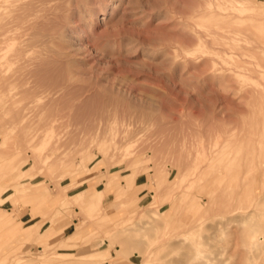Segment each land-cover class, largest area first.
Returning a JSON list of instances; mask_svg holds the SVG:
<instances>
[{
  "label": "rangeland",
  "instance_id": "374dc122",
  "mask_svg": "<svg viewBox=\"0 0 264 264\" xmlns=\"http://www.w3.org/2000/svg\"><path fill=\"white\" fill-rule=\"evenodd\" d=\"M44 1L1 45L0 264H264V0L241 58L204 0Z\"/></svg>",
  "mask_w": 264,
  "mask_h": 264
},
{
  "label": "bare ground",
  "instance_id": "6f19581e",
  "mask_svg": "<svg viewBox=\"0 0 264 264\" xmlns=\"http://www.w3.org/2000/svg\"><path fill=\"white\" fill-rule=\"evenodd\" d=\"M38 1L40 3H42V5H43L44 0H38ZM246 1H248V0H204V2L202 4L198 5L194 9H192V11H191L192 16H190L191 21H193L196 17L197 18L198 17L209 18V19H207L210 21L209 24L206 26L207 31L201 33L199 38H201V39L206 38V37L209 38L210 41L207 42L208 43L207 45L209 48H212L213 51L214 50L216 51V48H214V46H219L221 44V42H223L224 46L227 48L217 49V50H219V52H221V54L222 53H225L226 55L234 54L237 58H241L243 56H248L249 54H255L256 50L262 48L259 45L256 46V42L252 39L253 38L252 35H248L249 33L246 30L242 29L241 24H243L244 21L238 16V12H239L238 11V9H239L238 5L241 6V5L245 4ZM63 4H65V3H62L61 7L64 6ZM56 5L57 4H55L54 6H56ZM33 6L35 7L36 4L33 5L32 0H0V52L2 50H4L3 47H1V45L6 44L9 41H11L9 39L8 34L14 30H20L18 39L21 42V44H20V47L18 48V50L13 52V53H16L15 59H17L18 61H24L25 60L24 58L28 54L27 51L24 49V46L30 47V45H33L32 44L33 40L30 37L31 35L29 33V30L32 28V21H31L32 15L30 13L35 10ZM211 7H214L213 8L214 10H211ZM35 8H39V6H36ZM56 8H57V6H56ZM64 8H66V7H64ZM42 10H43V6L40 7V9L38 11H42ZM46 11H45V14H46ZM59 11L63 12V8H60ZM94 21L95 20L93 19L92 22H94ZM37 23H38V20H37ZM238 23H240V26H238ZM232 24H237V25L232 27ZM229 27L231 29H229ZM16 39L17 38H14L12 40H16ZM229 41H231V42L242 41V42H244L245 45H249V46H248V48H244V47L238 46L239 44L238 45L235 44L236 47L233 48V47L229 46ZM205 42L203 41V43H205ZM207 45H206V47H207ZM228 47H229V49H228ZM232 49L235 51H232ZM7 54H8V52H7ZM38 58L39 57H37L36 59H38ZM0 59H1V54H0ZM65 59H67V58H65ZM41 60H42V58H41ZM41 60L39 59V61H41ZM27 63L28 62H26L23 65V67H21V68L22 69L29 68L30 65H32V61L29 63V65ZM260 63H262V62H260ZM34 64H36V63H34ZM258 67H259V65L254 64L252 62H244V61L241 62V61H239V64L234 68L233 71H234V74H237L239 76L247 77L249 75L252 79H254L255 75L263 73L258 69ZM21 68H19L17 70V72H20ZM31 73H33V71H31ZM7 79H9V78L5 79L4 77H0V83L2 84L1 88H0V90H1L0 94H2L1 95L2 97L3 96L8 97V95L6 94L7 90H5V88H4L5 83L8 82V81H6ZM60 90H54L52 92L50 91V93L55 95ZM56 97L57 96H55L54 98H56ZM8 100H9V97H8ZM52 103H53V100H52ZM43 109H45V108H43ZM261 174H262V179H264V172ZM223 177H224V175L223 176L219 175L217 177L218 181L220 182L223 179ZM250 185L251 184L249 183V186ZM249 186H247V189ZM252 187L250 189L251 192H253L252 190L254 189V184ZM248 191L249 190H247V192ZM248 194L250 195L249 192H248ZM251 195H253V194L251 193ZM243 220H245V219H243ZM121 254H123V253H121ZM188 260H189V258H188ZM186 262H187L186 257L184 259L180 260L178 263L176 261L177 264H185ZM173 263L175 264V262H173Z\"/></svg>",
  "mask_w": 264,
  "mask_h": 264
},
{
  "label": "crops",
  "instance_id": "0c3cea01",
  "mask_svg": "<svg viewBox=\"0 0 264 264\" xmlns=\"http://www.w3.org/2000/svg\"><path fill=\"white\" fill-rule=\"evenodd\" d=\"M25 217H27V218H26V223H28V222H32V221H34V222L36 221L35 223H37V220H35V219H37V218H35L34 220H32V219L29 217L28 214H26ZM35 223H33L32 226H34ZM8 227H9L8 225H5V224L3 223V221L0 220V231H2L1 229H3V230H4V229H8ZM69 229H71V226H68V227L64 228V229H63V234L66 235V232H67V230H69ZM73 231H74V230H73ZM73 231H72V232H73ZM72 232H71V233H72ZM71 233H70V234H71ZM81 233H82V230H81ZM82 234H83V233H82Z\"/></svg>",
  "mask_w": 264,
  "mask_h": 264
}]
</instances>
